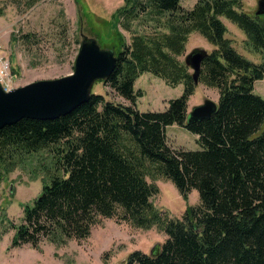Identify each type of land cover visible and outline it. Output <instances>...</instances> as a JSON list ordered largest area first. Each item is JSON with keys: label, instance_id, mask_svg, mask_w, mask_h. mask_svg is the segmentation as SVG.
<instances>
[{"label": "trees", "instance_id": "1", "mask_svg": "<svg viewBox=\"0 0 264 264\" xmlns=\"http://www.w3.org/2000/svg\"><path fill=\"white\" fill-rule=\"evenodd\" d=\"M125 1L117 15L124 29L141 15L146 27L115 54L114 71L101 80L125 103L91 91L66 114L0 128V177L41 152L54 166L40 199L25 205L13 225L12 247L81 241L102 218H113L166 235L156 256L134 250L123 264H264V98L253 90L264 75L263 20L245 13L242 0H197L188 9L180 0ZM221 17L242 29L261 52L260 64L234 50ZM192 32L213 46L197 83L179 60ZM144 72L171 87L182 84V94L163 111L138 110L144 94L133 84ZM199 84L219 92L217 110L187 124L188 99ZM172 124L195 134L201 149L172 147L166 135ZM161 177L183 198L199 191V204L182 218L166 217L152 201L159 191L153 181Z\"/></svg>", "mask_w": 264, "mask_h": 264}, {"label": "rangeland", "instance_id": "2", "mask_svg": "<svg viewBox=\"0 0 264 264\" xmlns=\"http://www.w3.org/2000/svg\"><path fill=\"white\" fill-rule=\"evenodd\" d=\"M129 1V0H128ZM197 0H180L188 9ZM243 10L255 16L258 0H242ZM128 2L125 0H0V64L9 65L11 85L16 88L40 80L68 75L73 71V61L83 37L94 38L101 49H113L116 54L124 44L131 42L135 33L146 27L142 15L130 21L131 30L124 29L126 21L118 15ZM120 9V10H119ZM264 22V15H259ZM226 27L225 37L232 47L247 60L260 64L261 52L254 50L245 33L235 23L221 17ZM143 23V24H142ZM24 34H32L25 41ZM25 42H24V41ZM185 52L179 57L184 62L193 48L207 52L213 46L196 32L189 34ZM133 84L134 90L144 95L136 99L140 111H163L170 99L182 94L183 86H168L165 81L149 72L140 74ZM254 93L264 98V75L254 83ZM91 91L105 99L124 102L98 80ZM188 99L187 111L203 103L204 98L218 99V91L199 84ZM125 103V102H124ZM168 143L185 150H200L197 136L185 128L172 124L166 127ZM51 154L41 152L28 157L25 162L1 171L0 183V264H123L134 250L149 253L164 243L166 235L157 226L142 229L102 218L93 226L91 234L80 240L52 242L43 239L37 247L25 244L12 247L13 225L21 222L25 205H31L50 180L53 170ZM148 180L151 179L148 177ZM159 188L152 197L153 205L170 218H182L185 210L199 204V191L191 189L183 198L171 180L156 178Z\"/></svg>", "mask_w": 264, "mask_h": 264}, {"label": "water", "instance_id": "3", "mask_svg": "<svg viewBox=\"0 0 264 264\" xmlns=\"http://www.w3.org/2000/svg\"><path fill=\"white\" fill-rule=\"evenodd\" d=\"M255 15H264V0H258ZM73 61L72 73L53 79H40L5 91L0 84V128L21 118L52 119L66 114L88 100L92 86L114 71L117 55L114 50L101 49L94 38L83 37ZM184 58L197 83L202 59L207 51L193 48ZM217 101L204 98L203 103L187 111L186 123L207 119L217 110ZM37 198L40 199L38 196ZM159 245L150 250L157 254Z\"/></svg>", "mask_w": 264, "mask_h": 264}, {"label": "built area", "instance_id": "4", "mask_svg": "<svg viewBox=\"0 0 264 264\" xmlns=\"http://www.w3.org/2000/svg\"><path fill=\"white\" fill-rule=\"evenodd\" d=\"M9 71V65L7 63L0 64V84L5 91L13 90L14 88L10 83Z\"/></svg>", "mask_w": 264, "mask_h": 264}, {"label": "crops", "instance_id": "5", "mask_svg": "<svg viewBox=\"0 0 264 264\" xmlns=\"http://www.w3.org/2000/svg\"><path fill=\"white\" fill-rule=\"evenodd\" d=\"M256 81H257V80H256ZM256 81H255V82H256ZM255 82H254V83H255Z\"/></svg>", "mask_w": 264, "mask_h": 264}]
</instances>
